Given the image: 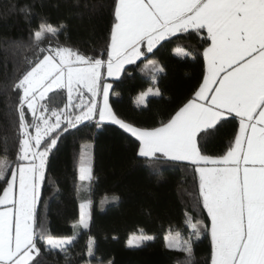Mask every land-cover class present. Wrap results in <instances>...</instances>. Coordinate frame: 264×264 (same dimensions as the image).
Segmentation results:
<instances>
[{
	"label": "snow or ice",
	"instance_id": "6c2138e0",
	"mask_svg": "<svg viewBox=\"0 0 264 264\" xmlns=\"http://www.w3.org/2000/svg\"><path fill=\"white\" fill-rule=\"evenodd\" d=\"M114 18L106 61L70 47H52L50 42L42 47L48 36L56 37L59 31L50 24L42 23L32 33L36 58L28 61L30 69L13 86L22 90L17 106L20 139L16 166L6 155L0 158V180L11 171L0 195L4 206L0 209V264H35L40 253L37 238L46 250L66 252L73 244L77 234L56 237L38 222L39 188L59 132L97 115V128L111 122L136 138L140 157L205 165L195 171L203 208L211 218V264H264V0H116ZM189 29L198 33L206 29L210 41L203 49V82L193 98L159 127L139 128L120 119L108 103L111 85L101 83L102 69L106 68L109 77L118 76L124 65L145 55L143 46L151 53L161 41ZM145 67L162 70L152 61ZM84 90L90 94L87 100ZM55 91L67 93L61 109H49L44 103ZM148 94H141V103ZM25 106L32 123L26 120ZM233 113L239 119V131L226 154L217 158L202 155L198 133ZM64 124L67 126L62 128ZM79 179H93L91 158L85 150ZM17 180L18 194L14 192ZM90 205V200L80 203L74 229L89 228ZM189 226L193 231L188 239L177 232L166 235L165 241L190 260L192 237L199 239L201 233L190 220ZM93 244L89 238V256Z\"/></svg>",
	"mask_w": 264,
	"mask_h": 264
},
{
	"label": "trees",
	"instance_id": "16d2710c",
	"mask_svg": "<svg viewBox=\"0 0 264 264\" xmlns=\"http://www.w3.org/2000/svg\"><path fill=\"white\" fill-rule=\"evenodd\" d=\"M115 3L116 0H0V158L6 155L13 167L19 150L17 106L22 95V90L13 86L30 69L28 61L36 58L32 33L40 24H50L59 31L56 37L48 36L42 47H48L50 42L52 47H70L86 57L105 60ZM206 37L204 30L176 33L151 53L145 51L144 56L125 66L119 77L110 80L109 105L116 115L139 128L167 122L193 98L203 80V49L210 42ZM176 48L185 53H177ZM150 60L162 70L146 68ZM151 85L159 93L137 103L138 94ZM84 98H90L86 90ZM44 103L49 109H61L67 103V93H50ZM25 113L27 122L32 123L26 106ZM96 124L93 119L60 131L56 145L48 153L36 206L37 220L53 236L77 235L66 252L46 250L37 238L40 253L35 264H210L209 218L199 195L195 164L140 157L138 141L118 125L106 121L97 128ZM238 124L234 114L226 115L212 128L198 133L201 154H225L234 142ZM82 150L91 158L93 179L86 186L78 178ZM10 174L11 171L0 180V195ZM86 200L91 201L89 228L74 229L79 205ZM189 220L198 225L201 233L199 239L192 237L190 260L184 252L165 243L168 233L178 232L188 239L193 231ZM135 233L148 234L153 239L129 245L128 238ZM89 238L94 241L92 256L88 255Z\"/></svg>",
	"mask_w": 264,
	"mask_h": 264
},
{
	"label": "crops",
	"instance_id": "0c3cea01",
	"mask_svg": "<svg viewBox=\"0 0 264 264\" xmlns=\"http://www.w3.org/2000/svg\"><path fill=\"white\" fill-rule=\"evenodd\" d=\"M114 23H115V21H114ZM205 32H206V29L204 30ZM207 33V32H206ZM111 35V34H110ZM109 43H110V38H109ZM208 46V45H207ZM206 46V47H207ZM142 51H146V45L145 46H143L142 47ZM176 51H177V53H180V54H184L185 52L181 49V48H176ZM142 57V56H141ZM140 57V58H141ZM139 58V59H140ZM204 59V58H203ZM107 60V58L105 59V61ZM137 61V60H136ZM151 61V60H150ZM153 62V61H152ZM146 64H148V62L146 63ZM154 64H155V62H154ZM128 64H126V65H124V68H125V66H127ZM156 65V64H155ZM204 65H205V61H204ZM123 68V69H124ZM157 68H159V67H157ZM160 69V68H159ZM102 71H103V79H107L108 80V82L107 83H105V84H109V85H111V83H110V80H112V79H115V78H117V77H119L120 76V74L122 73V71L120 72V74L118 75V76H114V77H109V76H107V72H106V68L105 69H102ZM157 72V71H156ZM205 73V72H204ZM102 79V80H103ZM202 82H203V80H202ZM201 82V83H202ZM101 83H102V81H101ZM103 84V83H102ZM148 89V88H147ZM147 89H145L144 91H142L141 93H139L138 94V96H137V98H136V101H137V99H138V101H137V103H139V104H142L141 102H140V96H141V94L142 93H149V92H147L146 90ZM199 89V88H198ZM110 90H111V88L109 89V95H110ZM148 96H150V94H148L147 95V97ZM147 97L145 98V100L147 99ZM145 100H144V102H145ZM143 102V103H144ZM188 102V101H187ZM186 102V103H187ZM100 103L102 104L103 103V99H102V96H101V99H100ZM108 103H109V99H108ZM181 108V107H180ZM179 110V109H178ZM177 110V111H178ZM234 114V113H233ZM235 115V114H234ZM226 116V115H225ZM97 121H98V115H97V117L95 118ZM159 127V126H158ZM238 131H239V124H238V128H237V133H238ZM236 133V134H237ZM33 134H34V132H33ZM129 134V133H128ZM130 135V134H129ZM134 138V137H133ZM134 139H136V138H134ZM235 140V139H234ZM234 143V142H233ZM138 147H139V142H138V145H137V152H138ZM226 154V153H225ZM225 154H223V155H225ZM223 155H221V156H223ZM221 156H216V157H214V158H217V157H221ZM211 157V156H210ZM166 158V157H165ZM166 159H168V158H166ZM184 162H189V163H191L190 161H184ZM198 166H200V167H203V166H205L203 163H201L200 165H195V169H196V167H198ZM207 166H209V167H211V166H213V165H211V164H208ZM197 173V172H196ZM11 178V174H10V176H9V179ZM78 178H79V170H78ZM197 178H198V185H199V174L197 173ZM79 181H80V179H79ZM92 181V180H91ZM81 182H83V181H80V183ZM40 186H41V184H40ZM5 187H7V184H6V186ZM14 192L15 193H17L18 194V180H17V186L14 188ZM39 193H40V188H39ZM1 195H3V192H2V194ZM9 207L11 206V205H8ZM91 206V205H90ZM4 206H2V205H0V209H2ZM206 210V209H205ZM206 213H207V210H206ZM207 216H208V214H207ZM208 218H209V236H210V239H211V232H210V229H211V218L208 216ZM212 244V243H211ZM210 264H211V259H210Z\"/></svg>",
	"mask_w": 264,
	"mask_h": 264
},
{
	"label": "rangeland",
	"instance_id": "374dc122",
	"mask_svg": "<svg viewBox=\"0 0 264 264\" xmlns=\"http://www.w3.org/2000/svg\"><path fill=\"white\" fill-rule=\"evenodd\" d=\"M108 82V80L107 79H103L102 80V83L103 84H105V83H107ZM149 90H151V92L149 91ZM147 92H149V94L150 95H156V94H158L159 93V91H158V89H157V87L155 86V85H151V86H149L148 87V89L146 90ZM98 99H99V101H100V99H101V97H98ZM137 101H138V99H137ZM88 183H90V182H88V181H83V184L86 186V185H88ZM176 233H168V234H166V235H175ZM142 237H152L151 235H148V234H142V233H135V234H132L131 236H129V238H128V243H129V240H132L133 241V243L131 244L132 246H137V245H141V244H143L144 242H146V241H149V240H144V239H142ZM165 243H166V241H165ZM130 245V244H129ZM167 245V244H166ZM89 264V263H88Z\"/></svg>",
	"mask_w": 264,
	"mask_h": 264
}]
</instances>
